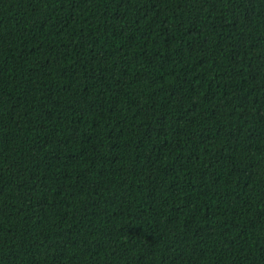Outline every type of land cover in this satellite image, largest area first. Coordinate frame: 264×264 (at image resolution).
Wrapping results in <instances>:
<instances>
[{"label":"trees","instance_id":"trees-1","mask_svg":"<svg viewBox=\"0 0 264 264\" xmlns=\"http://www.w3.org/2000/svg\"><path fill=\"white\" fill-rule=\"evenodd\" d=\"M0 264H264V0H0Z\"/></svg>","mask_w":264,"mask_h":264}]
</instances>
